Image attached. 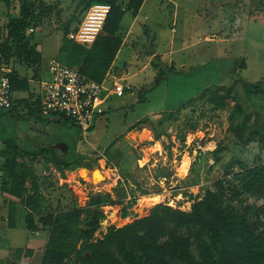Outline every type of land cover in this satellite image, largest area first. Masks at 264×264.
I'll return each instance as SVG.
<instances>
[{
    "label": "rangeland",
    "instance_id": "1",
    "mask_svg": "<svg viewBox=\"0 0 264 264\" xmlns=\"http://www.w3.org/2000/svg\"><path fill=\"white\" fill-rule=\"evenodd\" d=\"M24 1L12 0L8 9L0 4V22L3 21L0 24V42L9 28L16 35ZM152 2L148 0L144 12L155 23V32L160 38L157 47L163 52L162 56L167 55V61H159V69L146 87L151 88V92L146 94V88L142 89L133 100L131 92L125 90L124 98L110 99L105 114L95 122L86 138L69 125L51 123L46 128L45 123L50 122L43 118V133L47 134L38 148L42 151L64 144L69 148L68 158H72L73 152L85 157L81 160L83 166L75 168L78 176L96 184L100 192L97 195L110 200L103 205L104 219L95 234L96 239H100L110 227L121 228L130 224L135 215H145L157 205L189 212L207 191L221 192V189L225 193L222 199L225 211L238 206L249 207L247 216L252 227L264 231V182L249 187L248 181L252 176L238 166L239 163L249 165L264 144V131L250 142L238 141L239 137L246 136L257 129V125L264 123V101L251 106L239 83H256L264 79V0H156L154 7ZM172 2L179 7L173 28L176 31L173 53L169 50L165 52L169 48L167 39L172 36L169 15L174 12ZM36 8L38 19L35 23L21 30L16 36L17 41H12V48L7 52L2 48V52L6 57L14 53L17 45H41L42 56L32 49L34 52L30 55L28 68L39 72L35 74L42 73L45 82L50 80L49 60L64 63L66 59L60 51L67 39L64 31L77 24V21L69 25L68 22L78 17L80 8L77 0H42ZM139 21L143 22L142 16ZM30 28L32 33L28 32ZM134 39H137L136 36ZM144 39L140 40L137 53L143 49ZM1 59L2 70L14 63L4 57ZM179 61L183 62L180 65L183 69L180 70L185 72H181L178 65L176 70L168 73ZM23 62L20 59L14 64L25 68L20 65ZM33 84L32 91L39 93L38 85ZM222 86H234L232 101L226 102L223 109H217L208 100ZM219 95L223 93L219 92ZM234 95L238 99H232ZM239 111L250 114L251 118L243 122ZM233 116L239 118L232 121ZM142 119L146 120L142 122ZM146 125H151L153 130L160 129L164 137L159 139L155 135L161 144H157L155 150H145L143 154L141 150L148 146L147 139L140 140L135 133L122 134L129 127L140 129ZM210 143H214L216 149L209 154L210 151L206 150ZM62 154L58 152V155ZM142 157L144 160L140 168L136 161ZM16 160L17 164H26L30 177L36 178L34 180L42 198L37 204L42 212L56 213L78 207V204L88 206L90 198L85 200V193L77 189L76 195L73 194L65 183L63 171L55 169L56 173H53L55 167L50 155L33 160L20 156ZM105 164L116 167L121 178L113 188L112 183L103 181L104 177L111 178V174L104 169ZM101 168L104 169V176L99 172ZM83 169L87 171L83 172ZM73 178L70 176L69 179ZM24 188L26 194L17 199L9 194V187L0 182V215L4 228L8 223L9 203L14 205L15 226H21L0 232V243L14 248L36 246L39 248L35 251L38 259L47 241V231L43 230L37 212L24 206L26 197L34 194L31 180L25 181ZM124 208L127 217L121 219ZM28 214L32 215L37 227L35 233L25 229ZM21 261L22 264L28 262L24 258Z\"/></svg>",
    "mask_w": 264,
    "mask_h": 264
},
{
    "label": "trees",
    "instance_id": "2",
    "mask_svg": "<svg viewBox=\"0 0 264 264\" xmlns=\"http://www.w3.org/2000/svg\"><path fill=\"white\" fill-rule=\"evenodd\" d=\"M41 1L26 0L22 3L16 35L9 28L0 42V61L1 57L14 63L23 59L24 64L20 65L28 67L30 55L34 51L27 43L24 47L17 45L14 53H9L6 57L2 48L6 52L11 49L12 41H17L15 40L17 34L21 30H26L28 25L35 23L38 19L35 14L36 5L39 7ZM77 1L80 8L79 15L77 18H72L68 25L73 21H77V24L74 28H66L64 31L66 36L77 30L90 7L109 5L110 13L92 46L77 45L68 39L64 40L60 49L66 55L63 64L100 83L120 47L119 29L124 14L129 13L132 17H136L144 0ZM3 2L9 6L12 0H3ZM14 63L7 68L11 71L9 75L11 91L20 90V86L26 85L15 80ZM239 83L244 97L249 100L251 106L255 107L257 102L264 101V79L256 83ZM233 90L234 86L217 88L209 98V104L214 108L223 109L226 102L232 101ZM219 92L223 95H219ZM232 99L238 97L234 95ZM241 112L239 111V115L243 122L251 118L250 114ZM38 113L40 115L39 110ZM238 118L233 116L230 120L234 121ZM58 122L74 127L70 121L63 118H58ZM256 128L246 136L239 137L238 141L250 142L253 138H257L260 132L264 131V123L257 125ZM3 143L6 149L13 153L4 155L5 162L0 167L4 175L3 186L9 187V194L21 199L27 192L24 188L25 181L31 180L34 194L26 197L24 206L28 210L37 212L43 230L47 231L41 264H264V231L254 230L252 227L247 216L249 207L238 206L225 211L222 208V199L225 196L222 189L221 192L207 191L200 201L192 205L189 212L173 210L162 205L154 206L145 215H135L130 224L121 228L110 227L100 239H96L95 234L104 219L103 205L105 202H110L109 197L92 196L85 208L74 207L56 213L42 212L37 204L42 200L37 183L33 177H30L26 164H17L16 160L20 156L33 160L42 155H50L53 166L64 172L82 167L81 160L85 157L73 152L72 158H68L70 156L68 147L66 154L58 155L59 151L52 148L25 151L10 138ZM262 146L264 144H261ZM259 163V155H256L249 165L242 163L238 165L243 172L252 176L248 181L249 187L264 182V167ZM8 212V224L13 228L15 220L13 204L9 205ZM126 217L127 211L124 208L120 218ZM33 220L32 215L28 214L25 229L32 233L37 229ZM31 255L28 250H9L4 264H20L22 258L28 259Z\"/></svg>",
    "mask_w": 264,
    "mask_h": 264
},
{
    "label": "crops",
    "instance_id": "3",
    "mask_svg": "<svg viewBox=\"0 0 264 264\" xmlns=\"http://www.w3.org/2000/svg\"><path fill=\"white\" fill-rule=\"evenodd\" d=\"M152 1H153L152 7H154V3L156 0H152ZM1 3L5 6L6 9H8L11 6V5L6 6L3 0H0V4ZM147 3H148V0H144L143 5L140 8L136 17H132L129 13L124 14L122 21L120 23V29H119L121 44L118 49V52L116 53L113 63L111 64L108 72L106 73L104 79L102 80L104 81V83H106L107 86H110L113 82H120L124 86L125 90H129L131 92L130 98L132 97L133 100H134L135 95H137L140 90L145 89L151 84L152 80L155 77L154 76L155 72L157 71V69H159L158 68L159 61L161 63L164 60L167 61L166 60L167 55L162 56L163 52L159 51V48L157 47V44L160 41V38H159V35L156 34L155 32V23L153 22L151 18H148V15L144 12V8L146 7ZM172 6L174 7V12L173 14L169 13L170 22H171L170 34L172 36H170V38L167 39L169 48L165 52H167L168 50L171 52L173 51L172 49V46L174 43L173 36L176 32L175 29L173 28L174 26H176L175 21H177L178 19L176 12L179 7L174 2H172ZM157 8H159V6ZM141 16L143 17V22L139 21ZM2 22L3 21L1 20L0 24ZM152 23L154 24V26H152ZM134 36H136L137 39H134ZM142 38H146L144 39V41L145 40L146 41L143 45L144 46L143 49L141 51L138 50V53L139 52L141 53V55L138 56V53L136 50L140 46L139 42ZM29 48L34 49L39 54H41L43 50L41 45L34 46V44H31L29 45ZM168 63L172 66L171 60H169ZM175 63L176 65L173 66L174 68H170L168 73H171V71L173 72L174 70H176V66L178 67V65H179V68H178L179 70L183 69V67L180 66L183 62L180 63L179 61ZM180 71L185 72L184 70H180ZM14 72H15L14 73L15 80L18 82H24L23 84H26V85L25 87L23 85L20 86L21 87L20 90L12 91L11 109L8 111H0V167L5 162L4 155L13 154L12 152H10V150L8 151L6 147L4 146L3 142L5 140H8L10 138L18 147L22 148L25 151L27 150L28 152H31V151H38L39 149H41V148H38L40 147L38 146L40 145L39 142H41L44 138V135L47 134V133H43V130L45 129L43 128L42 120L44 119L38 113V110L40 107V97H41L40 83L44 81L42 79V73L35 74L37 71L35 72L31 68H28V67L22 68V67H17V66L14 67ZM33 83H36L38 85L39 93H35L36 90L32 91L31 85H34ZM145 90H146V94L151 92V88H146ZM124 96H125V92H124ZM124 96L122 98H124ZM113 98H116V97H111V99ZM122 98H116V99H122ZM131 102L133 101L131 100ZM47 120H49L50 123L48 122L45 123L47 124V126H45L46 128H48L49 127L48 125L51 123L66 126V124L59 123L57 119H52V120L47 119ZM145 120L146 119H142V122ZM171 123H173V120H171ZM132 129H134L135 131H131ZM125 131L126 132L123 133L122 136H124V134L127 135L129 133H135V134H138L139 136H141L144 132L148 133V136L146 138L148 140V146L143 147L144 149L141 150L143 154L145 150L146 151L155 150L157 144L159 145L161 144L159 139L164 137V133L160 129L157 130L156 128L155 130H153L151 125L142 126L140 127V129L139 128L136 129V126L131 127V128L129 127ZM168 133H171V131H169ZM155 135L158 136L159 139L154 137ZM66 153H63V154H66ZM143 160H144L143 157L137 159L136 163L138 167L140 168L142 167L140 166V163ZM55 169L56 168H54L53 173H56ZM85 171L87 170L83 169V172ZM99 172L102 176H104L103 169L99 170ZM1 173L2 172L0 171V182L4 184V180H3L4 176L1 177ZM75 173H77L76 176L79 175L78 170L76 169L72 171L71 170L64 171V177H65L66 184L67 182H69L68 180H70L69 179L70 176H74ZM78 177L80 178V176ZM10 204H13V203H9V205ZM78 207L83 208L85 207V205L81 206V204H78ZM8 213L9 212L7 211L6 220H8ZM1 217L2 215H0V232H2L5 229H10V226L8 224L9 221L6 227L4 228L5 224L2 223ZM13 226L14 227L12 229H15L16 227H21L17 225L15 226V223ZM44 247H42L41 250L44 251ZM13 249L28 250L32 253L30 260L24 259L28 261L26 262V264H41L43 252L41 253V256L37 259V256H36L37 252L35 251L39 249L38 247L26 246V247H21V248H14L13 246L7 243L1 244L0 246L1 264H4V259L7 255V252ZM22 263L23 262L21 261L20 264Z\"/></svg>",
    "mask_w": 264,
    "mask_h": 264
},
{
    "label": "built area",
    "instance_id": "4",
    "mask_svg": "<svg viewBox=\"0 0 264 264\" xmlns=\"http://www.w3.org/2000/svg\"><path fill=\"white\" fill-rule=\"evenodd\" d=\"M109 13V5L90 7L77 30L67 34V39L77 45L92 46L101 33ZM28 32L32 33L33 29H29ZM48 70L50 80L40 83V116L51 120L66 119L84 138L87 137L95 122L105 114L106 105L111 97L122 98L124 96L125 88L120 82H113L110 86H107L104 81L98 83L68 68L56 59L49 60ZM1 73L3 74L0 75V111H8L12 106L9 77L11 71L1 69ZM210 145L207 147V152L214 151L216 148L214 143ZM258 155L259 165L264 167V146L261 147ZM104 169L111 174V178L104 177L103 181L107 180L110 184L112 183L111 188H113L121 180L116 167H108L105 164ZM76 174L72 180L67 182L73 194L76 195L75 191L79 190L85 193V200H88L100 193L96 184L89 180L85 181Z\"/></svg>",
    "mask_w": 264,
    "mask_h": 264
},
{
    "label": "water",
    "instance_id": "5",
    "mask_svg": "<svg viewBox=\"0 0 264 264\" xmlns=\"http://www.w3.org/2000/svg\"><path fill=\"white\" fill-rule=\"evenodd\" d=\"M52 148L55 149V150H59L62 153H66L67 152V146L64 145V144H58L56 146H53Z\"/></svg>",
    "mask_w": 264,
    "mask_h": 264
},
{
    "label": "bare ground",
    "instance_id": "6",
    "mask_svg": "<svg viewBox=\"0 0 264 264\" xmlns=\"http://www.w3.org/2000/svg\"><path fill=\"white\" fill-rule=\"evenodd\" d=\"M147 136H148V133L144 132L139 138H140V140H144L147 138Z\"/></svg>",
    "mask_w": 264,
    "mask_h": 264
}]
</instances>
